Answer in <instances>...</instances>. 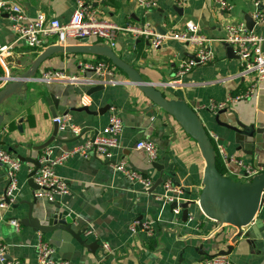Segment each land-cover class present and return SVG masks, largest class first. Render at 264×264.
<instances>
[{"label": "crops", "instance_id": "crops-1", "mask_svg": "<svg viewBox=\"0 0 264 264\" xmlns=\"http://www.w3.org/2000/svg\"><path fill=\"white\" fill-rule=\"evenodd\" d=\"M13 1L31 19L42 12L46 17H56L61 22L69 19L74 6L72 0ZM86 1L100 17L120 26L148 24L156 32L166 33L171 29H181L187 20L196 23L200 33L212 39L210 48L215 56L207 64L192 67L182 77L180 85L170 86L169 81L174 77L178 62L192 56L190 45L166 39L159 47L153 48L145 39L121 32L113 50L145 81L156 83L168 98L182 99L192 106L206 130L216 133L227 153L264 168V143L253 144L251 151L241 144L237 150L238 144L233 141L232 132L217 124L215 113L206 107L210 101H221L227 95L240 94L248 86V77L241 75L237 58L229 57L225 43L218 39L225 36L227 24L243 22L246 25L249 17L254 22L251 30L264 36V18L262 22L255 23L252 17L254 0H226L230 6L227 10L217 8L214 0H187L182 5H175L172 0H158L157 6L148 11L137 6L134 0ZM257 1L264 17V0ZM174 5L180 8V12L173 10ZM102 42L99 39L88 41ZM50 44H55V37L42 39L37 47L28 46L17 39L7 14L0 13V45L11 46L9 55L0 63V77L23 72L29 67V62ZM78 44L79 40L68 37L63 45ZM261 47L264 50V42ZM88 62L104 61L95 54L64 52L54 53L44 60L35 73L38 82L27 83L23 97L18 99L13 112L1 124L0 149L9 151L19 160L29 157L39 160L46 148H51L52 158H55L91 138L107 123L109 108L101 114L87 113L81 108L84 105L80 102V95L87 94L95 84L103 85L101 90L88 94L91 104L87 107L98 111L105 105L115 106L122 119L123 129L118 146L113 149L112 159L106 161L98 157L74 155L54 167L70 190L69 195L58 197L55 201L75 214L74 230L92 229L94 235L85 236L83 233L81 237L86 243L96 242L97 246L90 251L70 239L66 243L54 244L49 234L21 223L28 210H32L34 217L39 206H49L48 201L33 195L27 180L34 166L24 161L17 173L18 191L15 197L5 207H0V241L6 246V258L12 264H37L35 244L40 233L45 241L54 244H51L55 251L53 258L64 259L71 264H187L199 259L198 247L206 253L204 257L229 247L224 256L232 264H264V245L259 240L255 241V246L249 244L248 237L244 236L245 228L239 230L219 225L194 204L189 206L192 219L187 217L183 221L182 211L175 215L170 204H163L158 199L162 183L149 192L159 172L144 153L135 148V143L140 139L153 141L158 147L155 162L163 167L162 179L169 178L181 190L182 201H196L202 188L204 167L196 142L170 115L147 101L119 70L113 67V75L101 77L91 70L82 72L80 69ZM48 69L77 75L80 81L75 84L59 79L40 81L43 71ZM51 108L56 115L69 113L81 132L76 136L57 129L55 137L58 140H53L43 149H34L45 143L53 133ZM225 109L226 112L220 115L222 121L233 124L238 121L256 129L263 128L264 84L249 99L233 102ZM120 159L131 169L148 176L152 180L151 186L144 189L116 172L112 164ZM231 166L236 169L234 164ZM6 185V171L0 163V196ZM135 219L149 223L151 230L138 229L135 234H130L128 225ZM256 219L264 221V196ZM11 220L18 221V228L10 223ZM102 243L109 245V251L103 248Z\"/></svg>", "mask_w": 264, "mask_h": 264}, {"label": "built area", "instance_id": "built-area-1", "mask_svg": "<svg viewBox=\"0 0 264 264\" xmlns=\"http://www.w3.org/2000/svg\"><path fill=\"white\" fill-rule=\"evenodd\" d=\"M136 5L144 11L155 8L158 0H134ZM175 5H182L187 0H172ZM74 6L69 19L61 22L56 17H46L42 12H38L31 19L23 8L13 0H0V13H6L11 21V29L17 35V39L24 41L30 47H37L41 40L48 37H55V43L64 44L66 38L75 39L86 38L99 39L113 49L119 33L126 32L134 37L145 39L153 48H157L166 39H173L184 42L192 48V56L182 59L177 64V69L173 79L169 81L170 86L181 84V79L192 67L204 65L214 59V53L210 48L212 39L201 34L198 26L191 20L183 23L179 30H170L166 33L156 32L150 25L141 26L125 25L120 26L99 16L97 10L86 0H72ZM217 8L227 10L230 8L226 0H214ZM255 9L252 17L255 23L263 21V13L257 0L253 1ZM220 42L230 45L237 57L241 68V75L248 77V86L240 94L227 95L221 101H210L206 106L209 111L216 113L225 109L227 105L240 100L249 99L258 87L264 84V50L261 45L264 42V36L257 34L251 29L246 28L243 22L227 24L225 26V36L218 39ZM10 45H0V63L10 53ZM82 72L86 70L93 71L98 76L113 75V66L106 62L85 63ZM59 79L66 83L75 84L80 81L77 75H67L62 70L48 69L43 71L40 81L50 82ZM111 82H114L111 80ZM80 102L84 106L91 104V98L88 94L80 95ZM203 108V105L201 106ZM107 123L96 134L85 139L80 144L63 151L59 156L52 158L51 148H46L39 157V167L36 170L33 180L40 188L35 194L36 197L43 198L48 202L55 201L58 197L69 195L70 190L66 181L60 177L54 167L62 163L68 157L79 155L84 158L98 157L103 160H111L113 149L118 146L119 137L122 133V119L118 115L115 106H110L108 110ZM52 122L57 125L59 131H69L73 135H79L81 128L76 125L69 113H62L52 117ZM208 136L213 142L215 152L220 158L222 165L230 174L243 179L250 180L252 176L262 172L264 168L260 165H252L241 158L227 153L224 145L220 142L216 133L207 131ZM135 148L141 150L149 162H153L158 157V147L147 139H140L135 143ZM0 163L4 166L7 176V185L3 195L0 196V207H5L7 202L13 200L18 191L17 173L20 170L22 162L12 153L5 149H0ZM232 164L236 169L232 168ZM113 169L124 176L129 182L141 185L144 189L151 186L152 180L130 167L123 160L113 161ZM228 175V174H227ZM237 179V180H240ZM241 180V181H243ZM162 192L158 199L163 204H175L171 208L173 214L178 215L181 211L179 203L182 202L181 190L169 179L162 181ZM191 220L192 217L188 216ZM10 223L18 228L19 223L11 220ZM151 225L140 220H132L128 225L130 234H135L138 229L145 231L151 230ZM85 236L94 235L92 229H86ZM105 250L109 251V245L102 243ZM6 246L0 241V264H12L13 262L6 258ZM37 264H71L64 259H54V247L45 241L41 234L37 236L35 244ZM187 264H232L224 255H211L200 260H195Z\"/></svg>", "mask_w": 264, "mask_h": 264}, {"label": "water", "instance_id": "water-1", "mask_svg": "<svg viewBox=\"0 0 264 264\" xmlns=\"http://www.w3.org/2000/svg\"><path fill=\"white\" fill-rule=\"evenodd\" d=\"M173 10L180 12V8L175 5L173 6ZM253 24V20L249 17V21L246 23L247 27L251 29ZM78 40L80 42L78 45L50 44L29 62V67L23 72L16 75H2L0 77V127L4 118L13 112L14 106L18 104V99L23 97V93L27 89V83L38 82L35 77L36 70L50 55L64 52L104 56L110 60L115 69L117 68L126 76L128 82L134 85L147 101L170 115L180 128L196 142L204 161L202 188L196 201H182L178 204L182 211V220L186 221L189 214V206L194 204L206 217L216 221L219 225L225 224L239 230L245 228L244 236L248 237L249 244L255 246V241L259 240L264 245V221L256 219V214L264 196V170L246 181L236 180L227 174L220 173L216 167L214 146L202 120L192 106L182 99L168 98L158 88L156 83L145 81L133 66L118 57L107 44L88 43L86 38ZM224 47L229 57L237 58L230 45L225 43ZM102 88L103 85L95 84L87 91V94H91ZM54 103L56 102L54 101ZM81 108L90 114H96L97 112L101 114L109 108V105H105V107L98 111H92L87 106ZM51 112L52 116L56 115L52 108ZM225 112L226 109L217 111L214 120L217 124L227 127L232 132V139L238 144L237 150L241 147V144L244 149L251 151L253 144L261 145L264 143V127L256 129L253 125H246L238 121L234 124L222 121L220 115ZM57 131V125L54 124L51 137L34 149H43L51 144L53 140H58L55 137ZM20 161H29L34 166L33 170L28 174L27 183L35 196L40 190L33 180V176L39 167V161L30 157L26 159L20 158ZM152 165L158 170L159 176L154 181L149 192L163 181L162 165L155 161L152 162ZM48 205V207L39 206L34 217H32V210H28L26 217L21 219V223L38 232L49 234L54 244L66 243L70 239L90 251L97 246L96 242L86 243L82 239L81 236L85 230H74L72 228L76 220L73 212L68 211L60 202L52 201L48 202ZM173 206H175L174 203L171 204V207ZM52 242L51 244L54 245ZM198 249V254L200 255L198 260H200L204 258L206 253L202 251V247H198ZM229 249L228 247L227 250H219L215 255H226Z\"/></svg>", "mask_w": 264, "mask_h": 264}, {"label": "trees", "instance_id": "trees-1", "mask_svg": "<svg viewBox=\"0 0 264 264\" xmlns=\"http://www.w3.org/2000/svg\"><path fill=\"white\" fill-rule=\"evenodd\" d=\"M99 56H100V55H99ZM100 58H101L104 62H106V63H108V64H110V65L112 66V64H111V62H110L109 59H107V58L104 57V56H100ZM114 68H115V67H114ZM116 69H117V68H116ZM117 70H118V69H117ZM120 72H121V71H120ZM211 143H212V145H213V142H212V141H211ZM214 149H215V148H214ZM215 162H216V167H217L218 171H219L220 173H222V174H226L225 169H224V167H223L221 161L219 160V157H218L217 153H216V159H215Z\"/></svg>", "mask_w": 264, "mask_h": 264}, {"label": "rangeland", "instance_id": "rangeland-1", "mask_svg": "<svg viewBox=\"0 0 264 264\" xmlns=\"http://www.w3.org/2000/svg\"><path fill=\"white\" fill-rule=\"evenodd\" d=\"M225 172L229 175V176H231L233 179H240V178H238V177H236V176H234V175H232V174H230V172L229 171H226L225 170ZM240 180H243V179H240ZM244 181V180H243Z\"/></svg>", "mask_w": 264, "mask_h": 264}]
</instances>
